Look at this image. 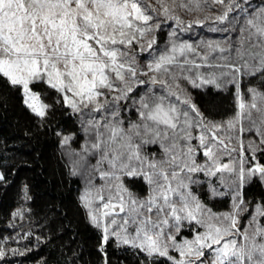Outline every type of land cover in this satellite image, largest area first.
<instances>
[{"label":"snow or ice","instance_id":"snow-or-ice-1","mask_svg":"<svg viewBox=\"0 0 264 264\" xmlns=\"http://www.w3.org/2000/svg\"><path fill=\"white\" fill-rule=\"evenodd\" d=\"M156 2L160 15L181 25L173 14L177 7L201 11L208 0ZM211 3L224 9L214 22L222 24L230 13L237 14L235 25L213 29L236 31L237 40L224 47L170 39L171 47L153 53L145 70L134 53L153 49L160 24L150 23L154 15L141 0H0V83L21 90L25 106L41 119L50 106L32 91L35 83L46 85L62 107L81 117L86 140L82 152L73 154V174L84 167L85 155L96 156L92 171L105 181L98 190L89 181L80 197L89 222L101 230L104 244L114 238L118 247L143 253L148 264H264V202L250 211L242 195L253 178L264 184V163L256 155L264 154V93L250 87L245 100L240 90L242 77L264 78V6L252 9L251 0ZM192 23L203 22L197 19L189 28ZM215 52L220 55L213 57ZM181 80L193 88L218 90L234 84V115L219 122L209 119ZM145 83L160 90L137 93ZM129 100L136 119L126 123L122 112L129 109ZM252 131L259 140L245 144L243 134ZM151 145L158 154H147ZM125 176L142 178L147 196L135 197L124 186ZM203 182L213 198L231 196L230 211L214 212L197 197L192 185ZM105 190L101 211L93 205L105 200ZM185 222L195 225L191 239L181 236ZM4 255L0 245V258Z\"/></svg>","mask_w":264,"mask_h":264},{"label":"trees","instance_id":"trees-1","mask_svg":"<svg viewBox=\"0 0 264 264\" xmlns=\"http://www.w3.org/2000/svg\"><path fill=\"white\" fill-rule=\"evenodd\" d=\"M152 1L157 4L156 0ZM141 3L149 6V0H141ZM206 4L209 2L203 4L204 13L210 10L205 8ZM184 11L187 15L188 10ZM204 18L198 19L202 24L192 23L191 28L189 23L197 17L190 20L183 17L181 25H175V20H166L169 31L156 30V44L152 50L139 54L140 59L151 61L153 53L171 47L170 39L193 45L221 41L225 47L227 37L230 43L237 40L238 32L213 30L227 29L230 22L226 20L221 24ZM154 22L155 18L151 23ZM172 32L176 33L175 37H170ZM198 51L203 54L206 49L201 47ZM219 55V52L213 53V57ZM257 80V76L242 77V92L256 85ZM183 82L192 101L209 119L219 122L234 115V84L218 90L212 86L193 88L187 81ZM31 87L50 106L43 119L25 106L21 90L0 83V174L3 176L0 180V245L5 252L0 264H105V260L107 264H148V258L136 249L126 245L118 247L114 239L104 244L101 231L89 222L80 200L82 179L73 174L66 152L68 147L62 144L64 136L72 135V146L80 148L83 136L79 117L62 107L57 94L46 85L35 83ZM153 87L160 90L159 85ZM127 183L132 189L144 188L142 180L129 179ZM193 191L213 211L227 209L231 201L230 196L211 198L204 183L193 187ZM242 195L249 204L262 203L264 186L253 178L245 185Z\"/></svg>","mask_w":264,"mask_h":264},{"label":"rangeland","instance_id":"rangeland-1","mask_svg":"<svg viewBox=\"0 0 264 264\" xmlns=\"http://www.w3.org/2000/svg\"><path fill=\"white\" fill-rule=\"evenodd\" d=\"M166 2L167 3H169V5L171 4V0H166ZM208 2H209V4H206V6H205V8H208V9H210L208 12H205L204 13V9L203 10H201V11H197V13L196 12H194V11H188V13H187V15H185V11L184 10H186V9H181V8H179V7H177L176 9H175V12L173 13L174 15H176V16H179V18L180 19H182L183 17H184V19L185 20H187V19H189V18H192L193 16L194 17H197V19H199V18H206V17H208V19L207 20H210V21H212L213 19V17H215L216 15H220V14H222V12L224 11V9H223V7L220 5V4H212L211 3V0H208ZM149 6H151V8L149 7ZM149 6H145L144 5V7L145 8H147L149 11L152 9V8H155L156 9V12L155 13H153V15H154V18H155V22H154V24L155 23H157V22H159V24H160V29H167V31H169V26L170 25H165L166 23V20H169V19H165V17L164 16H162V15H160L159 14V12H160V5L159 4H156L154 1H152V0H149ZM260 6H264V0H251V5H250V7L252 8V9H256V8H258V7H260ZM203 8H204V6H203ZM187 11V10H186ZM237 14L235 13V12H232V13H230L229 14V18H228V22H231L232 24H236V22L233 20V17H235ZM204 18V19H205ZM190 20V19H189ZM182 21V20H181ZM151 23V22H150ZM175 25H176V23H174ZM173 27H174V25H173ZM159 30V29H158ZM155 32H156V30H155ZM155 32L153 33L154 35H155ZM232 32V31H231ZM234 32H236V31H234ZM239 36V35H238ZM237 36V37H238ZM230 37H227L226 39L227 40H225V43H226V47L228 46V44L230 43V42H228V39H229ZM236 41V40H235ZM233 42V40L231 41V43ZM213 43H221V44H223L221 41H213ZM154 47V46H153ZM225 47V46H224ZM157 49V48H156ZM148 50H145L144 52H140L139 51V49H137L136 51H135V55H136V57H137V61H138V63L141 65V67H143V68H145V70H146V64H147V62L143 59V60H141L140 58L141 57H139V54H142V53H146ZM257 78H258V80H257V82H256V85H254V86H249L248 88H247V90H246V92L244 93V92H242V90H241V88H240V90H241V93H242V95L244 96V98H245V100H248L250 97H249V93H248V89L251 87V88H256L259 92H262V93H264V90L262 89V86L264 85V78H261V77H259V76H257ZM141 79H144L145 81H147L148 80V77H141ZM179 83L181 84V86L182 87H184V88H186V90L188 89L187 88V86L185 85L186 84V82H183V80H181V81H179ZM241 83H243L241 80H240V85H241ZM258 85H260V86H258ZM258 86V87H257ZM31 87V86H30ZM148 87H152V85L151 84H149V83H145V84H143V85H140L138 88H137V91H139V92H141V91H144V90H146V88H148ZM31 89H32V87H31ZM32 91L34 92V93H36V94H38L39 95V97H40V100H41V102L42 103H44V104H46L44 101H43V99H42V97H41V95H40V93L38 92V91H35V90H33L32 89ZM187 92H188V90H187ZM138 93V92H137ZM189 94V93H188ZM133 95L135 96L136 94H134L133 93ZM23 100H24V97H23ZM128 105H129V109L128 110H126V111H124V112H122V115H123V117H124V119H125V122L127 123L129 120H135L136 119V115H135V109L133 108V107H131V100H129L128 102ZM78 115V114H77ZM253 116L255 117L256 116V113H253ZM78 117H79V120H80V125H81V134H82V136H83V139H82V142L80 143V148L79 149H75V146H72V142L74 141V137L72 136V135H69V136H64L63 138H62V141L64 140V138L65 137H69L70 139L68 140V143L67 144H64V143H62L63 145H65V146H67L68 148H67V155H68V157H69V159H70V166H71V169H72V171H73V168H72V161L74 160V159H77V157L75 156V155H73L74 153H76V152H82V150H83V146H84V144H85V140H86V136H85V132H84V130H83V127H82V124H81V117L78 115ZM245 125H247V122L245 121ZM243 140L245 141V144L247 143V141L248 140H254V141H258L259 140V137L256 135V133H255V131H252V132H245L244 134H243ZM195 143V142H194ZM146 151H147V154L149 155V156H151L152 155V153L153 152H156L157 154L159 153V149H158V147L157 146H154V145H151V146H148V148L146 149ZM233 155H235V156H238V152L237 153H234ZM257 155V158H258V162H261V163H264V154H261V153H257L256 154ZM97 159H98V157H96V156H89V155H85V161H84V167H82V168H80L78 171H77V175L79 176V178H81L82 179V190H81V196L85 193V191H86V188H88L89 187V181L91 182V187H93L94 189H101V188H103L104 187V185H105V181L104 180H102L101 178H100V176H99V173L98 172H95V171H92V168H93V166H95L96 165V162H97ZM203 160H204V158H203V156H202V154H200L199 156H198V161L199 162H203ZM222 161L223 162H225V163H227V162H229V157H227V156H223L222 157ZM255 162H257V161H254L253 163H255ZM104 167H106V165L104 166ZM199 175V178H200V180L201 181H204L205 180V178L203 177V174H198ZM0 176H2L1 174H0ZM129 179H131V180H142L143 181V179L142 178H140V177H127V176H125V177H122V180H123V183H124V186L135 196V197H137V198H141V199H143V198H145L146 196H147V194H148V186H147V184L143 181V185H144V188L143 189H132V188H130L129 186H128V183H127V181L129 180ZM258 179V178H257ZM259 180V179H258ZM204 184H205V186H206V189H207V192L209 193V195H210V197L211 198H213L212 196H211V191H210V188H209V186H208V184H207V182H203ZM198 186H201V183L200 184H194V185H192V190H193V187H198ZM263 186H264V184H263ZM217 187H219L218 185H217ZM195 193V192H194ZM196 194V193H195ZM103 195L105 196V200L104 201H100V200H98V201H96L95 203H94V205H93V207L94 208H99L101 211H103V203L104 202H106V198H107V191L105 190L104 191V193H103ZM197 195V194H196ZM230 195H226V196H216V197H214L213 199H218V198H224V197H229ZM198 197V196H197ZM199 198V197H198ZM230 204H229V206H228V208L227 209H225V210H219V211H214V212H217V213H223V212H228V211H230L231 210V206H232V198H231V196H230ZM246 203H248L247 201H245ZM249 204V203H248ZM256 204H259V203H253V204H249L251 207H250V211H251V208L252 207H254ZM87 210V209H86ZM120 215H123V213H121ZM247 217H248V214L247 213H245L242 217H241V221H242V223L243 224H246L247 223ZM106 219V221H107V219H110V218H105ZM193 228H195V225H188L186 222H185V224H184V226H183V228L181 229V236L183 237V238H186V239H191L192 238V236L194 235V231H193ZM198 231H203V229H197ZM101 231V230H100ZM129 231H131V229H129ZM114 239V238H113ZM178 240L180 239V237H178L177 238ZM173 255H175V253H173Z\"/></svg>","mask_w":264,"mask_h":264}]
</instances>
